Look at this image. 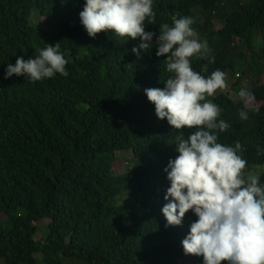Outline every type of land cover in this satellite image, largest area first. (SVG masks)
<instances>
[{
    "label": "trees",
    "instance_id": "1",
    "mask_svg": "<svg viewBox=\"0 0 264 264\" xmlns=\"http://www.w3.org/2000/svg\"><path fill=\"white\" fill-rule=\"evenodd\" d=\"M83 5L0 0V261L203 264L181 244L195 215L189 211L181 226L165 227L161 211L170 186L164 169L178 155L175 144L196 130L157 118L144 93L164 87L171 75L165 57L156 56L155 46L137 57L131 49L139 38L112 31L89 37L79 18ZM153 10L155 21L144 24L157 35L174 19L194 20L215 57L214 63L191 58L195 71L207 77L219 69L226 84L238 75L233 88L254 92L259 111L247 120L239 117L242 101L229 94L206 99L231 125L218 142L234 147L238 140L247 162L242 176L258 175L264 184V155L257 152L264 148V0H154ZM57 42L67 77L5 79L8 63ZM124 153L133 155L130 167ZM42 226L47 235L39 241Z\"/></svg>",
    "mask_w": 264,
    "mask_h": 264
},
{
    "label": "clouds",
    "instance_id": "2",
    "mask_svg": "<svg viewBox=\"0 0 264 264\" xmlns=\"http://www.w3.org/2000/svg\"><path fill=\"white\" fill-rule=\"evenodd\" d=\"M153 4L154 0H84L79 18L89 37L112 31L139 38V45L131 49L137 57L155 46L171 75L163 88H146L144 93L157 118L177 130L196 129L175 144L178 155L164 169L170 183L161 209L165 227L181 226L191 211L197 219L181 241L185 255L203 257V264H264V184L255 174L243 178L247 162L238 154L243 151L238 140L234 147L218 142L219 133L231 125L218 119L223 109L206 99L227 87L226 73L217 69L205 77L193 69L191 58L214 63L215 57L210 56L207 40L198 38L190 16L174 19L173 26L161 25L158 35L146 31V18L155 21ZM46 44L38 55L8 63L5 79L24 76L35 83L56 74L67 77L68 60L60 42ZM202 71L207 72V65ZM237 95L243 103L241 120L259 111L250 89L241 88ZM257 152L264 155V148L258 146Z\"/></svg>",
    "mask_w": 264,
    "mask_h": 264
},
{
    "label": "rangeland",
    "instance_id": "3",
    "mask_svg": "<svg viewBox=\"0 0 264 264\" xmlns=\"http://www.w3.org/2000/svg\"><path fill=\"white\" fill-rule=\"evenodd\" d=\"M197 14H198L199 18L201 19V16L199 15V12H197ZM36 24H37V22H36ZM236 79H237L236 76L235 77H232L231 78V81L227 84V87L225 89H223V90L216 91L215 95L217 96L219 92H222V93L229 94L232 100H234V101H240V99H239V97L237 95V93L239 91L238 90H235L233 88L234 85H235V83H237ZM249 83H250L249 78L243 80V84L249 85ZM119 156H122L125 159L126 166H129L130 167L132 165L133 155L131 153H124V154H120ZM46 235H47V228L44 227V226H42L41 227V231H40L37 239L39 241H42V240H44V238L46 237ZM74 263L75 264H79V263H76V261ZM0 264H4L3 261H0ZM81 264H85V263H81ZM183 264H185V263H183ZM191 264H193V263H191Z\"/></svg>",
    "mask_w": 264,
    "mask_h": 264
}]
</instances>
